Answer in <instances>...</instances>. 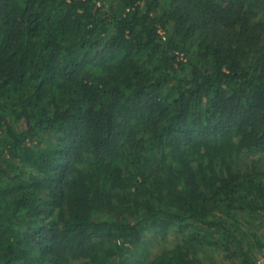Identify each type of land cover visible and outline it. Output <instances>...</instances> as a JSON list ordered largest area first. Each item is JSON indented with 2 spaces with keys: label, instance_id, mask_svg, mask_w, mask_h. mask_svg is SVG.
I'll return each mask as SVG.
<instances>
[{
  "label": "trees",
  "instance_id": "obj_1",
  "mask_svg": "<svg viewBox=\"0 0 264 264\" xmlns=\"http://www.w3.org/2000/svg\"><path fill=\"white\" fill-rule=\"evenodd\" d=\"M264 0H0V264H255Z\"/></svg>",
  "mask_w": 264,
  "mask_h": 264
},
{
  "label": "built area",
  "instance_id": "obj_2",
  "mask_svg": "<svg viewBox=\"0 0 264 264\" xmlns=\"http://www.w3.org/2000/svg\"><path fill=\"white\" fill-rule=\"evenodd\" d=\"M255 264H264V246L258 251Z\"/></svg>",
  "mask_w": 264,
  "mask_h": 264
}]
</instances>
